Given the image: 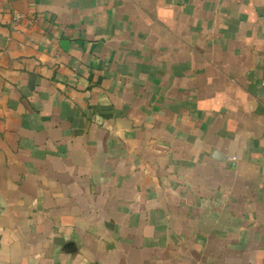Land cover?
Returning a JSON list of instances; mask_svg holds the SVG:
<instances>
[{
  "label": "crops",
  "instance_id": "0c3cea01",
  "mask_svg": "<svg viewBox=\"0 0 264 264\" xmlns=\"http://www.w3.org/2000/svg\"><path fill=\"white\" fill-rule=\"evenodd\" d=\"M0 264H264V0H0Z\"/></svg>",
  "mask_w": 264,
  "mask_h": 264
}]
</instances>
